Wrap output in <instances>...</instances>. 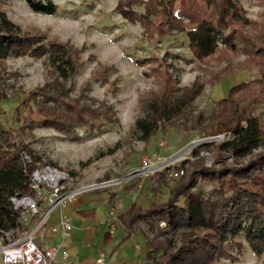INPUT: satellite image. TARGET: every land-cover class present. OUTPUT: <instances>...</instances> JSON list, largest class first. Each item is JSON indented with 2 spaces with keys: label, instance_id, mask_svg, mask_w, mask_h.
<instances>
[{
  "label": "trees",
  "instance_id": "obj_1",
  "mask_svg": "<svg viewBox=\"0 0 264 264\" xmlns=\"http://www.w3.org/2000/svg\"><path fill=\"white\" fill-rule=\"evenodd\" d=\"M25 2L39 13H53L57 8L52 0ZM136 4H142L143 9L132 8ZM114 8L123 18L138 22L149 39L173 30L183 32L190 51L188 61L199 64L209 59L215 63L225 60L207 79L195 78L183 87L171 82L170 73L160 67L162 61H154L156 65L151 68L160 87L140 99L142 114L134 119L142 139L176 120L182 126L201 128L204 122L200 114L192 116L189 123L185 109L205 82L213 83L234 68L251 65L258 74L233 83L215 101L216 109L203 124L208 128L204 132L222 134V139L200 141L191 148L189 157L149 174V190L154 194L170 169L182 168L179 176H169L173 181L163 201H151L142 207L131 200L117 213L123 228L121 239L129 236L136 223H144L147 249L142 258L149 264H227L221 258H238L243 239L264 264V146L254 151L264 145V9L263 18L257 20L246 16L234 0H116ZM79 50L67 41L21 31L0 7V102L7 98L2 89V60L6 56L46 55L53 64L50 80L21 95L12 110L16 127L11 128L0 119V229L17 224V212L9 196L15 191L31 192L28 173L33 165L23 164L20 150L25 145L15 139L14 133L34 126L53 127L64 137L75 139L76 125L89 129L114 120L110 116L111 105H91L93 99L84 88L77 96L70 95L65 80L78 65ZM237 53L244 57L230 63ZM148 60L151 58L140 62ZM108 68L100 69L101 74ZM200 150L211 151L216 158H247L234 164H205ZM26 151L32 159H38L29 149ZM185 163L190 167L186 168ZM197 181L209 182L210 187L203 191Z\"/></svg>",
  "mask_w": 264,
  "mask_h": 264
},
{
  "label": "rangeland",
  "instance_id": "obj_2",
  "mask_svg": "<svg viewBox=\"0 0 264 264\" xmlns=\"http://www.w3.org/2000/svg\"><path fill=\"white\" fill-rule=\"evenodd\" d=\"M52 1L57 8L49 14L31 10L25 0H1L0 7L21 31L42 34L45 39L67 41L80 48L78 65L70 70L65 85L72 96H77L84 88V92L93 99V106L98 102L111 105L110 116L114 120L105 121L100 126L89 129L76 125L78 137L75 139L64 137L53 127L42 126H34L14 135L17 141L20 140L25 145L23 149H29L42 162L68 171L70 186L110 181L81 193L104 191L101 189L111 191L122 186L123 189H128L124 183L128 181L130 174L141 167L142 157L149 158L151 162L156 161V167L161 168L189 156L194 145L211 139V136L204 132L208 128L203 124L207 123V117L216 109L215 101L222 97L233 83L258 75L256 67L251 65L234 68L232 72L221 75L213 83L205 82L201 92L185 109L188 122H191L192 116L200 114L204 122L201 128L191 127V124L182 126L180 120H176L173 123H165L162 129H157L146 139H142L134 126V119L142 114L140 99L160 87L159 78L151 68L156 65L154 61H162L160 67L166 68L170 73L171 82L183 87L190 85L195 78L207 79L210 73L216 72L225 64V60L215 63L209 59L199 64L194 60L188 61L190 51L183 32L173 30L169 34L149 39L138 22L123 18L115 10L116 0ZM234 2L246 16L257 20L263 18L262 0ZM132 8L141 11L143 5H132ZM147 57L151 60L140 62ZM243 57L242 53H237L230 63ZM52 65L51 58L46 55H9L2 60L5 75L2 89L7 98L0 102V119L6 125L16 127L12 110L17 106L21 95L50 80ZM104 66L109 68L101 74L100 69ZM246 158L247 156L235 159L226 155L216 158L209 151L206 162L214 165L234 164L243 162ZM184 166L190 167L189 163ZM143 176L146 178L138 180L140 188L143 189L144 185L149 188V174ZM172 181L173 178L166 176L159 193L150 192L149 197L156 195L158 199L165 198ZM197 186L207 191L210 183L197 181ZM242 241L243 249L238 258L233 261L221 258V262L260 264L247 243L243 239Z\"/></svg>",
  "mask_w": 264,
  "mask_h": 264
},
{
  "label": "crops",
  "instance_id": "obj_3",
  "mask_svg": "<svg viewBox=\"0 0 264 264\" xmlns=\"http://www.w3.org/2000/svg\"><path fill=\"white\" fill-rule=\"evenodd\" d=\"M145 178L132 173L124 183L125 188L129 187L126 190L122 186L111 191H87L64 206L56 207L36 231L35 242L40 247L61 244L67 250L66 264H94L98 251L105 253L110 264H149L142 258L147 249L144 223H136L129 236L121 239L123 228L117 217V213L125 209L131 200L144 207L151 201L165 199H158L156 195L149 197L150 190L146 185L140 188L138 180ZM62 214L67 215L71 224L67 234L62 233L60 226ZM52 226H55V230L51 229ZM52 264H61L58 254Z\"/></svg>",
  "mask_w": 264,
  "mask_h": 264
},
{
  "label": "built area",
  "instance_id": "obj_4",
  "mask_svg": "<svg viewBox=\"0 0 264 264\" xmlns=\"http://www.w3.org/2000/svg\"><path fill=\"white\" fill-rule=\"evenodd\" d=\"M210 140H220L222 134L210 135ZM255 150V149H254ZM205 164L207 150H200ZM23 164L32 163L28 173V185L31 192L15 191L9 196L12 208L17 212V224L13 228L0 229V262L1 264H52L57 254L61 264H66L67 250L61 244L40 247L35 242V233L43 221L56 207H61L72 201L84 190L107 184L108 180L77 186H70L68 171L40 159H32L25 149L20 150ZM184 157H189L184 156ZM183 157V158H184ZM158 164L149 158L142 157L141 167L134 174H151ZM167 166V165H166ZM162 168V167H161ZM182 168L170 169L167 175L177 177ZM60 226L63 234H67L71 224L66 214L61 215ZM55 230V226L51 227ZM94 264H110L103 251H98L93 260Z\"/></svg>",
  "mask_w": 264,
  "mask_h": 264
}]
</instances>
